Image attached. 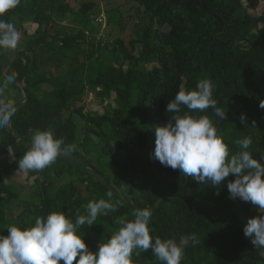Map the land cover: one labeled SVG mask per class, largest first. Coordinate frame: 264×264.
<instances>
[{
    "label": "trees",
    "instance_id": "1",
    "mask_svg": "<svg viewBox=\"0 0 264 264\" xmlns=\"http://www.w3.org/2000/svg\"><path fill=\"white\" fill-rule=\"evenodd\" d=\"M76 1V10L63 11L66 0H21L4 14L9 22L17 20L20 32L24 21L36 29L32 37L23 32L12 59L0 52V77L14 76L11 83L24 84L18 96L8 97L7 104L16 103L6 108L10 130L0 128V156L21 158L37 130H51L62 147L71 146L74 159L60 156L45 169L31 171L37 198L20 201L15 216L7 214L6 204L17 194L0 174V233L7 235L9 225L31 227L37 217L52 212L74 219L77 212L87 214L89 201L105 199L116 211L79 230L93 252L121 227L119 220H132L136 209L147 207L153 237L180 243L196 234L197 243L185 248L181 264H264V249L255 248L243 233L248 219L260 215L257 208L230 200L227 182L198 183L154 156L155 129L174 115L166 112L167 103L202 79L212 82L226 118L220 121L211 108L190 114L213 120L230 155L239 150L236 140L248 136L254 158L264 156V109L259 106L264 100V9L250 13L259 0H131L136 4L131 16L145 12L147 22L126 43L116 38L112 49L87 37L86 31L95 29L89 24L93 4ZM69 20L77 30L62 34L59 24ZM49 55L66 58L67 68L46 70ZM88 91L100 101L113 94L115 106L102 114L85 111ZM185 112L182 106L179 114ZM241 114L247 126L240 123ZM133 264L161 262L149 250L134 254Z\"/></svg>",
    "mask_w": 264,
    "mask_h": 264
},
{
    "label": "clouds",
    "instance_id": "2",
    "mask_svg": "<svg viewBox=\"0 0 264 264\" xmlns=\"http://www.w3.org/2000/svg\"><path fill=\"white\" fill-rule=\"evenodd\" d=\"M21 0H0V48L15 49L21 41V32L5 18V13L16 8ZM14 76H8L12 82ZM210 80H200L191 91L180 90L166 105V112L173 113L171 122L155 129L154 156L164 167L179 169L185 176L201 184L213 186L227 182L229 199L250 202L260 215L250 217L243 226V233L251 237L255 248L264 249V156L254 158L249 151L251 137L236 140L239 150L230 155L228 145L213 120L208 115H191L211 108L219 120L226 113L213 96ZM3 89L0 88V91ZM185 107L188 112L179 113ZM264 109V100L260 101ZM10 109V106H9ZM9 109H0V128L9 122ZM240 123L247 126L245 114ZM51 130H37L31 145L18 160L19 169L40 171L53 164L58 157L72 151L62 147ZM232 175L234 179L229 180ZM107 196L111 198L112 193ZM116 211L108 200L89 201L87 214L76 213L75 218L64 212H52L37 217L31 227L9 225L7 235L0 233V264H133V255L151 250L161 264H181L185 248L197 243L195 233L174 239L153 237L150 233L152 212L149 208L136 209L132 220H119L121 227L97 251L89 250L79 230L95 224L99 215Z\"/></svg>",
    "mask_w": 264,
    "mask_h": 264
},
{
    "label": "rangeland",
    "instance_id": "3",
    "mask_svg": "<svg viewBox=\"0 0 264 264\" xmlns=\"http://www.w3.org/2000/svg\"><path fill=\"white\" fill-rule=\"evenodd\" d=\"M66 1L67 3L61 10H76V0ZM83 1L92 2L93 6L91 8V12H89V19L91 22L89 24L91 27H94L95 29L97 28V30H87V37H94L96 44H98V42H101V46H108L109 49H112L113 42L116 38H121L126 43L128 39L135 37V31L137 30L138 26L141 24L144 25L148 19V15L145 12H141L139 16H131V14L134 12V9L136 8V4L131 0ZM263 9L264 3L262 2V0H259L257 8L250 13L252 15H258L262 12ZM10 22H12L16 26L18 25V22L15 18H12ZM120 23H122L121 27ZM59 25V28L62 30V34H73L76 32L78 26L77 23L73 22L72 20L66 22L64 21ZM20 26H22L23 28L21 34H23V32H26L28 36H34L36 26L31 21H24ZM54 31L55 29H50V32ZM22 37L23 36H21V38ZM19 48L20 46H17L15 50H19ZM0 52L3 54V57H8L9 59H12L14 57V55L12 54V49L0 48ZM67 63L68 60L66 58H53L52 55H49L47 62H45V69L57 73L67 68ZM123 67L126 68V65L124 64ZM4 71L5 69L3 68V74H5ZM23 85V83L8 82L5 75L0 77V88L3 89L2 91H0V109L9 108V106L11 107L14 105V103H16L14 102L7 104L8 100H10L8 97L18 96L19 88H22ZM42 87L47 88L44 85ZM37 95H40V93H37ZM113 98L114 95L111 94L109 98L100 101L99 99L97 100V98H95L94 93H92L91 98H89L87 95V98L84 102V110L87 112L102 114L105 107L115 106ZM7 127L9 128V123L7 124ZM63 156L74 159V157L70 155L69 152ZM19 159L20 158L12 156L11 153H8V155L6 156H0V174L5 183L9 185V187L17 194V199L11 200L6 204V212L11 216L17 215L21 210L19 205L21 203L20 201H34L37 198V188L33 182L36 176L33 174V172H31V170L25 171L19 169ZM65 180H67V178L65 177L59 178V180L56 181L55 185L58 186L64 183Z\"/></svg>",
    "mask_w": 264,
    "mask_h": 264
},
{
    "label": "water",
    "instance_id": "4",
    "mask_svg": "<svg viewBox=\"0 0 264 264\" xmlns=\"http://www.w3.org/2000/svg\"><path fill=\"white\" fill-rule=\"evenodd\" d=\"M16 52H18V50H16ZM22 92H23L24 98H26L24 90H22ZM9 130H10V125H9Z\"/></svg>",
    "mask_w": 264,
    "mask_h": 264
},
{
    "label": "built area",
    "instance_id": "5",
    "mask_svg": "<svg viewBox=\"0 0 264 264\" xmlns=\"http://www.w3.org/2000/svg\"><path fill=\"white\" fill-rule=\"evenodd\" d=\"M87 95H88L89 98H91L92 97V92H89Z\"/></svg>",
    "mask_w": 264,
    "mask_h": 264
}]
</instances>
